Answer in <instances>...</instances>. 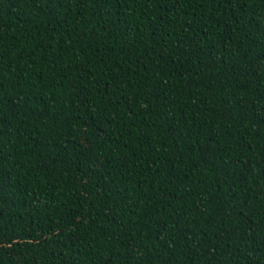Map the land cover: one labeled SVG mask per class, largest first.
Returning <instances> with one entry per match:
<instances>
[{"label":"trees","instance_id":"16d2710c","mask_svg":"<svg viewBox=\"0 0 264 264\" xmlns=\"http://www.w3.org/2000/svg\"><path fill=\"white\" fill-rule=\"evenodd\" d=\"M0 264H264V0H0Z\"/></svg>","mask_w":264,"mask_h":264}]
</instances>
